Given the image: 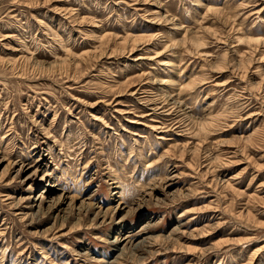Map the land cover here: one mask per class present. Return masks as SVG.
<instances>
[{
	"label": "rangeland",
	"instance_id": "1",
	"mask_svg": "<svg viewBox=\"0 0 264 264\" xmlns=\"http://www.w3.org/2000/svg\"><path fill=\"white\" fill-rule=\"evenodd\" d=\"M0 264H264V0H0Z\"/></svg>",
	"mask_w": 264,
	"mask_h": 264
}]
</instances>
